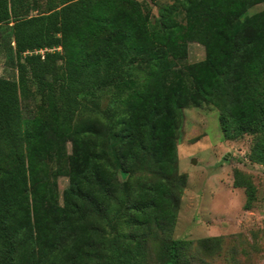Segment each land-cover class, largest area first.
Segmentation results:
<instances>
[{
  "label": "trees",
  "instance_id": "1",
  "mask_svg": "<svg viewBox=\"0 0 264 264\" xmlns=\"http://www.w3.org/2000/svg\"><path fill=\"white\" fill-rule=\"evenodd\" d=\"M185 2L181 23L170 13L151 19L138 0H48L36 14L26 0H0L16 71L13 81L0 77V264H147V237L136 238L133 228L145 224L155 200L114 218L76 181L118 200L96 164L146 173L160 167L159 156L175 161L180 111L189 102L214 105L224 135L256 134L248 156L264 163V10L245 15L254 0ZM188 32L205 45L199 63L183 62ZM108 90L112 104L101 124L86 112L98 111ZM36 93L41 101L31 112ZM57 134L71 143L70 155ZM74 157L80 173L70 176L60 203L49 161L56 177L68 175ZM233 178L236 186L245 179L247 208L253 186L239 170ZM148 184L146 176L139 193ZM182 255L180 239L158 245L162 264H182Z\"/></svg>",
  "mask_w": 264,
  "mask_h": 264
},
{
  "label": "rangeland",
  "instance_id": "2",
  "mask_svg": "<svg viewBox=\"0 0 264 264\" xmlns=\"http://www.w3.org/2000/svg\"><path fill=\"white\" fill-rule=\"evenodd\" d=\"M47 1L26 0L32 7L28 14L38 13ZM138 1L150 10L151 19L170 13L177 21H186L185 0ZM262 10L264 0H254L245 15L251 16ZM0 34L6 37L5 42L0 41V77L13 81L16 71L7 58L5 44L10 37V45L14 42L7 24H0ZM205 56L203 41L196 33L188 32L183 62L199 63ZM40 101L41 97L36 93L29 105L31 112H35L34 102ZM111 104V91H104L98 111L88 109L86 113L97 115L98 122L104 124ZM176 135L175 154L171 156L175 161L169 162L166 155L159 156L162 164L154 171L119 170L115 173L102 164L95 165L97 178L111 191L118 192V200L102 195L95 186H86L81 178L76 183L100 205L108 208L114 218L132 215L137 204L155 200V205L146 211L145 224H137L133 228L136 238L147 237V264H162L157 256L158 245L171 239L183 241L182 264H264V163L252 161L248 156L256 134L224 135L219 110L208 101L199 100L197 103L189 102L181 109ZM55 141L64 147L67 154L72 153L71 143L63 135H55ZM116 143L115 139H110V149ZM74 158L68 175L56 177L53 170L57 164L49 161L50 182L60 203L67 193L70 176L80 173L78 158ZM235 170L248 176L253 186L252 199L247 208L245 179L236 186L233 178ZM146 176L148 188L139 193ZM121 191L123 197L119 194ZM166 194L167 200L164 199ZM169 196L174 198L170 201ZM136 214L133 217L139 221ZM26 243L25 237L22 238V244Z\"/></svg>",
  "mask_w": 264,
  "mask_h": 264
},
{
  "label": "built area",
  "instance_id": "3",
  "mask_svg": "<svg viewBox=\"0 0 264 264\" xmlns=\"http://www.w3.org/2000/svg\"><path fill=\"white\" fill-rule=\"evenodd\" d=\"M44 50H46V49L36 50L35 52H39V53L43 54L44 53Z\"/></svg>",
  "mask_w": 264,
  "mask_h": 264
},
{
  "label": "water",
  "instance_id": "4",
  "mask_svg": "<svg viewBox=\"0 0 264 264\" xmlns=\"http://www.w3.org/2000/svg\"><path fill=\"white\" fill-rule=\"evenodd\" d=\"M195 162V160H193V163Z\"/></svg>",
  "mask_w": 264,
  "mask_h": 264
}]
</instances>
